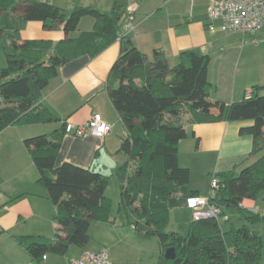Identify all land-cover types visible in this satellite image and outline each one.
<instances>
[{
  "label": "trees",
  "instance_id": "16d2710c",
  "mask_svg": "<svg viewBox=\"0 0 264 264\" xmlns=\"http://www.w3.org/2000/svg\"><path fill=\"white\" fill-rule=\"evenodd\" d=\"M50 1L0 0L7 62L0 69V133L14 125L60 126L50 135L24 141L39 171V182L48 191L58 225L55 240L42 236L16 239L34 264H43L48 254L65 255L72 245L86 247L91 241V223L111 220L112 200L106 196L108 178L71 163L56 165L69 123L57 118L40 100L61 66L84 55L101 54L119 38L129 19L127 9L118 4L106 13L79 5L76 0L70 11ZM85 18L94 20V29L78 33ZM28 22L42 23L46 31L62 27L66 37L58 42L23 40L21 31ZM209 64L208 56L189 50L181 54L180 64L171 68L160 52L156 51L154 60L148 62L131 41L123 44L111 70L119 84L109 89V96L128 133L121 151L134 166L130 172L128 165L118 172L119 208L132 216L129 224L141 239L158 238L162 248L158 264H261V235L246 225H232L224 231L220 220L226 217L224 220L230 222L226 210L236 209L246 223L264 224V214L242 207L245 199L257 201L264 194V95L260 96L259 86H254L253 96L230 106L213 99L207 75ZM185 112L200 123L254 121L240 134L254 137V154L261 156L239 175L225 172L213 177L218 188H211L209 200L222 210V217L195 221L192 216L189 233L183 236L165 232L169 212L187 208L188 199L199 196L189 187L190 169L179 163V145L188 135L187 128L179 120H166V115L178 117ZM169 248L175 249L174 260L165 258Z\"/></svg>",
  "mask_w": 264,
  "mask_h": 264
},
{
  "label": "crops",
  "instance_id": "0c3cea01",
  "mask_svg": "<svg viewBox=\"0 0 264 264\" xmlns=\"http://www.w3.org/2000/svg\"><path fill=\"white\" fill-rule=\"evenodd\" d=\"M95 2L96 6H91L106 13H111L116 4L124 6L132 18V28L126 30L124 22L119 38L101 54L96 57L84 55L61 66L58 76L51 79L43 91L40 104L74 127L88 123L97 115L110 127L109 133L103 137L66 134L56 165L71 163L102 173L108 178L106 196L111 199L109 189L112 179H116L120 187L119 170L128 165L130 172L134 166L129 156L121 151L128 133L109 96V89L119 84V79L111 75V70L123 44L131 41L148 62L154 60L158 51L165 56L171 68L180 64L181 54L185 51L194 50L208 56L207 75L212 84V98L230 106L243 101L247 91L254 86H259L260 96L264 95V30L253 35L228 33L221 20H210L208 16L212 0ZM1 19L0 13V69H3L7 62ZM94 26V20L85 18L78 33L91 31ZM239 36L242 43H234ZM65 37L62 27L46 31L39 22H28L21 31L23 40L58 42ZM260 47L259 53L255 54V49ZM166 120H179L187 128L188 135L179 145V163L190 169L189 187L201 198L210 197L214 176L225 172L239 175L261 156L254 154V137L240 134L242 128L254 124L252 120L200 123L193 121L187 112L178 117L168 114ZM59 127V123L23 124L10 126L0 133V264H34L17 242L18 237L56 238L58 225L54 221L48 191L39 182V171L24 141L38 135H50ZM242 207L252 212L258 210L257 201L251 199H245ZM178 209L192 213L186 207ZM129 227L134 229L130 224ZM107 244L103 240L97 249L92 250L87 249L88 244L71 260L87 251H108ZM45 257L43 264L55 263L49 256Z\"/></svg>",
  "mask_w": 264,
  "mask_h": 264
},
{
  "label": "rangeland",
  "instance_id": "374dc122",
  "mask_svg": "<svg viewBox=\"0 0 264 264\" xmlns=\"http://www.w3.org/2000/svg\"><path fill=\"white\" fill-rule=\"evenodd\" d=\"M75 0H51L50 3L61 7L67 11L72 10ZM97 0H76L82 6H96ZM98 7V6H97ZM22 11V9H21ZM234 43H242V37ZM260 48L255 49V54L259 53ZM115 180V181H114ZM213 180V179H212ZM212 183V182H211ZM109 193L112 201V223H102L93 221L89 228V236L91 241L87 249H97L99 242L107 241V249L109 251V259L113 264H158L162 257V248L158 238L141 239L134 229L129 227V221H132V216H127L123 211H120L121 192L120 187L116 183V179L110 182ZM206 198V197H205ZM257 211L264 214V194L257 199ZM230 222L224 219L220 220L222 230L226 231L233 225L240 228L246 225L251 231L261 235L264 245V224L262 223H246L240 214L239 210H226ZM192 213L183 209H173L169 212V219L165 226V232H179L186 236L189 233L190 224L192 222ZM115 221V225L113 222ZM127 224V225H126ZM46 236V235H45ZM53 237V236H52ZM46 236L47 239H53ZM82 249L75 245L70 247V250L65 255L48 254L51 260H55L54 264H71V258L79 253ZM264 264V248L262 262Z\"/></svg>",
  "mask_w": 264,
  "mask_h": 264
},
{
  "label": "built area",
  "instance_id": "2783aa9c",
  "mask_svg": "<svg viewBox=\"0 0 264 264\" xmlns=\"http://www.w3.org/2000/svg\"><path fill=\"white\" fill-rule=\"evenodd\" d=\"M208 16L210 20H221L228 33L253 35L264 30V0H212ZM131 21L132 18L129 17L128 23L125 25L126 30L132 28ZM251 96H253L252 89L246 93V97L250 98ZM109 131L110 127L98 115L84 125L74 127L69 124L66 128L68 134L77 137L86 134L103 137ZM211 188H218L217 181L214 178ZM186 206L192 211L195 221L222 217V210L211 204L209 198H190ZM71 264H111V261L107 250L87 251L81 257L72 260Z\"/></svg>",
  "mask_w": 264,
  "mask_h": 264
},
{
  "label": "water",
  "instance_id": "95a60500",
  "mask_svg": "<svg viewBox=\"0 0 264 264\" xmlns=\"http://www.w3.org/2000/svg\"><path fill=\"white\" fill-rule=\"evenodd\" d=\"M221 199V198H220ZM165 258L168 260H174L176 258V252L174 248H169L165 253Z\"/></svg>",
  "mask_w": 264,
  "mask_h": 264
}]
</instances>
